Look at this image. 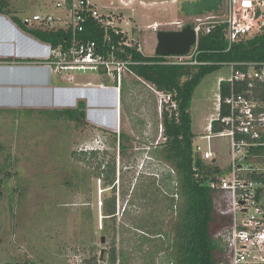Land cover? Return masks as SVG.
Masks as SVG:
<instances>
[{
    "label": "rangeland",
    "instance_id": "obj_1",
    "mask_svg": "<svg viewBox=\"0 0 264 264\" xmlns=\"http://www.w3.org/2000/svg\"><path fill=\"white\" fill-rule=\"evenodd\" d=\"M96 1L104 11L121 12L127 21L122 25L129 37L141 42L145 55L156 54L159 30H180L196 25L199 18L226 12V0H217L216 9L203 11L197 7L204 0ZM45 3L47 7L51 0H10L12 12L16 9L20 16L46 12ZM148 24H159V30L154 26L148 29ZM70 74L76 82L115 84L111 77L95 72ZM230 74L231 66L224 65L197 86L190 109L196 142L207 143L201 135L213 112L216 82ZM52 82L63 83L56 76ZM135 83V89L132 86V91L123 92L119 133L85 122L57 120L52 112H1L0 264L172 263L174 209L178 204L172 209L167 204L175 190L165 175L170 162L159 151L165 143L159 131L163 120L159 95L144 79ZM212 145L218 163L225 165L230 139L217 136ZM93 151H98L97 155ZM99 161L103 171L108 163L116 165L114 182L104 185L103 176L96 175ZM150 177L156 180L160 202L151 194L142 196L151 188ZM113 198L114 214L105 211ZM262 199L264 202V188ZM215 202L219 206L217 195ZM153 223L162 234L150 232Z\"/></svg>",
    "mask_w": 264,
    "mask_h": 264
},
{
    "label": "built area",
    "instance_id": "obj_2",
    "mask_svg": "<svg viewBox=\"0 0 264 264\" xmlns=\"http://www.w3.org/2000/svg\"><path fill=\"white\" fill-rule=\"evenodd\" d=\"M46 9V12L38 11L24 17L23 22L34 29L65 32L68 38L56 46L50 43L47 60L38 64L59 75L80 71L111 77L120 103L124 78L134 73L131 65L137 62L130 55L123 58L119 53L128 47L142 52L141 42L129 37L122 25L127 22L126 18L114 9L104 11L96 0H51ZM225 10L223 15L198 19L193 26L197 43L188 55L162 56V62L206 64L196 58L199 36L217 25H226L224 35L229 48L264 31V0H226ZM91 20L103 29L102 41L87 37ZM158 26L155 24L154 28L158 30ZM224 65L231 66V74L217 79L212 97L213 112L207 117L205 133L201 135L207 143L196 142L194 138L193 150L195 155L221 168L209 174L207 184L220 200L219 212L229 216L228 223L216 233L224 250L222 264H264V202L260 190L264 183L258 178L264 176V59L232 61ZM100 86L110 87L104 83ZM151 87L159 95L158 110L162 117L165 113L169 118L178 117L179 103L175 93L160 90L155 85ZM164 130L162 121L159 131L166 142ZM217 136L230 139L225 165L218 163L212 145V139ZM165 175L175 190L170 197L175 198L176 207L180 201L176 170L170 165Z\"/></svg>",
    "mask_w": 264,
    "mask_h": 264
},
{
    "label": "trees",
    "instance_id": "obj_3",
    "mask_svg": "<svg viewBox=\"0 0 264 264\" xmlns=\"http://www.w3.org/2000/svg\"><path fill=\"white\" fill-rule=\"evenodd\" d=\"M217 3V0H204L197 8L203 7L199 8V11L214 10L217 8ZM10 5V0H0V12H10ZM225 26V24L217 25L209 33H200L196 58L206 64H165L162 62L164 59L162 56L145 55L135 47H128L125 52L119 53L123 58H128L130 55L131 59L137 62L131 65V70L135 74L151 82L160 90L174 92V97L179 103L178 117L169 118L167 113L163 115L162 121L167 141L164 143V147L159 150L165 160L169 161L176 170L179 184L180 201L178 208L174 209L176 219L173 225L172 252H170L171 261L174 264H222L225 260L223 246L220 239L216 237V233L228 223L229 216L219 212L215 202L216 192L207 184L209 174L219 171L221 168L195 155L193 150L195 132L192 127L193 120L190 109L197 86L205 76L220 69L224 63L264 59V31L234 43L229 48V42L224 35ZM88 28V38L103 40L104 31L96 21L91 20L88 23ZM28 29L39 39L54 46L68 38L62 31ZM52 115L65 120L86 123L85 103L81 102L74 109L53 110ZM120 136H122L121 133ZM122 148L125 150L124 144ZM92 153L97 155L98 151ZM102 166L103 162L99 161L96 175L103 176L104 185H107V182H114L116 165L108 163L107 167L105 165L104 171ZM150 178L151 188H147L142 196L147 197V194H151L155 197V202H160L162 199L159 198L157 192L156 180L154 177ZM258 178L264 183V176H258ZM263 188L264 186L260 190L263 191ZM112 189H115V184ZM169 198L170 202L167 204L172 209L175 205V198ZM163 202H165L164 199ZM107 205L105 211L111 210V213L114 214L115 198L112 199V203H107ZM108 214L106 213V215ZM152 226L153 229H149L150 232L155 233L154 235L162 234L158 233L160 228H155L157 224L153 223ZM140 227H144V225H140ZM143 232L150 235L146 231ZM145 238L148 237L145 236ZM111 259L113 262L116 259L115 250ZM25 264L43 263L32 261Z\"/></svg>",
    "mask_w": 264,
    "mask_h": 264
},
{
    "label": "crops",
    "instance_id": "obj_4",
    "mask_svg": "<svg viewBox=\"0 0 264 264\" xmlns=\"http://www.w3.org/2000/svg\"><path fill=\"white\" fill-rule=\"evenodd\" d=\"M12 11L10 5V12H0V120L3 121L2 111H8L10 114L22 111L29 114L31 111L49 113L53 110L74 109L83 102L87 124L119 133L123 92L125 90L127 93L126 89L130 92L133 87L135 89V81H143V78L135 73L132 77V73H129L124 78L119 103L117 92L110 84L104 83L110 86L104 88L100 86L101 83L76 82L73 74L59 75L48 70L38 63L47 60L50 43L29 31L28 28L32 27L23 22L28 13L20 16L18 10ZM153 26L147 25L148 29ZM156 39L157 48V35ZM54 76L63 83L53 84ZM54 119L65 120L58 117Z\"/></svg>",
    "mask_w": 264,
    "mask_h": 264
},
{
    "label": "water",
    "instance_id": "obj_5",
    "mask_svg": "<svg viewBox=\"0 0 264 264\" xmlns=\"http://www.w3.org/2000/svg\"><path fill=\"white\" fill-rule=\"evenodd\" d=\"M157 38L156 54L160 56L188 55L198 39L196 30L192 25H187L180 30H159ZM102 242H105L104 236Z\"/></svg>",
    "mask_w": 264,
    "mask_h": 264
}]
</instances>
